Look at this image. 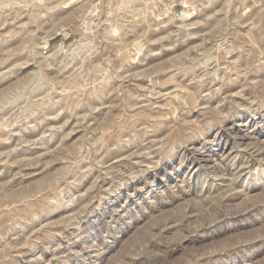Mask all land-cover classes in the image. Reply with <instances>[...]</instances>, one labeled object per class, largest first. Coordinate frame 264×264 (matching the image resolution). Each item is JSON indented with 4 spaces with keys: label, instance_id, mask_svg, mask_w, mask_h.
I'll return each instance as SVG.
<instances>
[{
    "label": "clouds",
    "instance_id": "9594fccd",
    "mask_svg": "<svg viewBox=\"0 0 264 264\" xmlns=\"http://www.w3.org/2000/svg\"><path fill=\"white\" fill-rule=\"evenodd\" d=\"M0 264H264V0H0Z\"/></svg>",
    "mask_w": 264,
    "mask_h": 264
}]
</instances>
